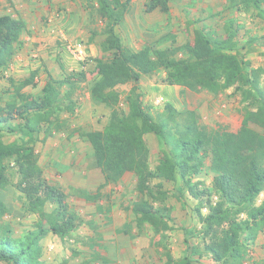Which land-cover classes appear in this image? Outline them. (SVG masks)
Listing matches in <instances>:
<instances>
[{"label":"trees","instance_id":"obj_1","mask_svg":"<svg viewBox=\"0 0 264 264\" xmlns=\"http://www.w3.org/2000/svg\"><path fill=\"white\" fill-rule=\"evenodd\" d=\"M96 1L103 31L98 45L100 55L94 61L96 79L90 95L110 113L102 130L77 131L90 144L103 177V184L95 195L84 191H79L80 194L86 200H95L103 187L117 185L127 174H133L136 191L141 196L131 208L136 227L139 231L149 228L154 237L165 239L171 217L166 207L155 205L156 195L162 193L152 186L153 180L173 184L180 181L200 202L215 193L220 201L209 207L206 217L199 215L208 238L204 252L218 264H244L248 248L264 229V89L260 84L264 70L254 69L235 53L232 36L237 27L234 20L225 24L228 36L224 38L202 25L194 30L191 42L165 48L145 46L133 51L123 46L116 32L133 0ZM172 1L147 0L145 12L166 14ZM226 9L233 13L253 9L264 21V0H229ZM24 31L22 20L0 16V78L12 64L15 45ZM254 42L251 39L248 44ZM160 71L165 72L164 82L168 86L207 90L215 95L233 88L243 105L238 130L230 132L222 126L207 129L192 122L184 127L175 124L173 131L168 129V123L155 120L136 85L143 75ZM35 76L36 73H32L20 82L9 79L15 100L0 107V191L10 184L7 162L13 161L19 176L16 189L23 196L24 210L36 217L34 230L21 239L12 238L11 231L1 226L7 208L0 197V264H46L42 260L45 236L51 233L64 239L79 224L65 193L44 178L34 148L6 143L3 137L17 132L12 125L17 120L22 122L30 138L39 133L44 124L53 126L52 118L59 112L72 111L69 107L74 104L72 93L68 92L74 90L78 82L82 83L87 73L72 71L61 80L48 76L42 95L31 98L22 90L33 84ZM128 83L134 86L125 98L126 110L121 111L118 107L120 94L116 89ZM65 86L68 92L62 95ZM20 127L19 123L17 129ZM54 128L59 130L60 126ZM150 134L167 147L154 170L147 162L149 148L145 136ZM207 161L214 173L211 191L192 185L193 180L202 176ZM260 195L263 199L258 203ZM49 205L51 210L47 211ZM241 215L244 219H240ZM187 252L175 259L163 246V264H193V255L201 257L190 245ZM79 264H91V261Z\"/></svg>","mask_w":264,"mask_h":264},{"label":"rangeland","instance_id":"obj_2","mask_svg":"<svg viewBox=\"0 0 264 264\" xmlns=\"http://www.w3.org/2000/svg\"><path fill=\"white\" fill-rule=\"evenodd\" d=\"M146 3L147 0H133L124 22L116 29L125 48L138 51L145 46H180L191 42L194 30L202 25L224 38L228 36L225 24L234 20L237 27L232 36L235 53L254 69L264 70V21L257 11L248 9L233 13L226 9L229 0H173L166 14L146 13ZM96 10V0H0V16L8 15L25 24V31L15 45L12 64L0 78V107L15 100L9 79L20 82L36 73L33 84L22 92L38 98L48 76L61 80L72 71L87 73V78L78 82L74 90L68 92L67 86L62 88V95L72 93L74 104L69 106L72 111L59 112L52 118L53 126L44 124L40 132L30 138L22 128V122L17 120L12 124L17 132L3 137L6 143L34 148L44 178L65 193L70 210L79 219L78 227L64 239L51 233L45 236L42 260L46 264H79L84 260L91 264H163V246L173 258L179 259L187 255L190 245L201 256L193 255V264H218L204 252L208 238L201 221L208 215L213 202L220 201L215 193L203 198L201 203L180 181L173 184L153 180L152 186L162 193L156 195L155 205L166 207L171 217L166 238L159 239L149 228L139 231L136 227L131 208L141 196L136 191L133 174H127L117 185L103 187L95 200H86L79 192L95 195L103 178L90 144L77 131L102 130L110 113L90 95L96 79L94 61L100 55L98 45L103 31ZM251 39L255 42L248 44ZM165 77L163 71L143 75L136 85L155 120L168 123V129L173 131L175 124L184 127L192 122L207 129L222 126L230 132L238 130L243 105L233 88L215 95L207 90L168 86ZM260 84L264 89V74ZM132 86L128 83L116 89L120 94L118 107L121 111L126 110L125 98ZM157 97H163L164 102L156 104ZM56 126L60 129H55ZM145 141L149 148L147 162L154 170L167 147L152 134L146 135ZM7 163L10 184L0 191L7 208L1 226L11 231L12 238L21 239L25 233L34 230L36 217L25 212L23 196L16 189L19 180L16 167L13 161ZM213 178L207 161L202 176L193 180L192 185L211 191ZM262 199L263 195H260L258 203ZM50 210L49 205L47 211ZM244 264H264V229L248 248Z\"/></svg>","mask_w":264,"mask_h":264},{"label":"built area","instance_id":"obj_3","mask_svg":"<svg viewBox=\"0 0 264 264\" xmlns=\"http://www.w3.org/2000/svg\"><path fill=\"white\" fill-rule=\"evenodd\" d=\"M78 53H81V51H78ZM164 102V98L163 97H157L155 99V103L156 104H162ZM215 201L217 200L216 197L213 198ZM215 204V202H213V205ZM203 211H206V208H203Z\"/></svg>","mask_w":264,"mask_h":264},{"label":"crops","instance_id":"obj_4","mask_svg":"<svg viewBox=\"0 0 264 264\" xmlns=\"http://www.w3.org/2000/svg\"><path fill=\"white\" fill-rule=\"evenodd\" d=\"M103 178V177H102ZM103 184V183H102ZM101 186V185H100Z\"/></svg>","mask_w":264,"mask_h":264}]
</instances>
